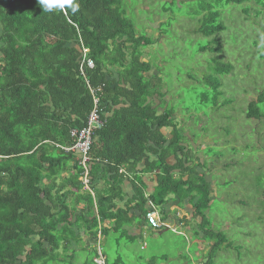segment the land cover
Here are the masks:
<instances>
[{
  "label": "trees",
  "instance_id": "trees-1",
  "mask_svg": "<svg viewBox=\"0 0 264 264\" xmlns=\"http://www.w3.org/2000/svg\"><path fill=\"white\" fill-rule=\"evenodd\" d=\"M59 3L46 12L37 0H0V264H48L60 260V250L66 262L87 241L97 245L99 235L109 236L110 224L129 242L121 230L136 216L133 210L147 225V214L161 211L164 224L172 198L194 210L201 229L208 226L213 179L200 144L183 132L167 93L159 90V67L153 56L146 58L155 41L137 34L120 0ZM230 6L244 7L246 16L264 13V0H200L195 33L206 40L199 52L219 58L215 75L233 69L223 63L220 40L227 29L223 10ZM211 78L199 83L214 95L204 104L220 96V81ZM258 94L247 117L261 120L264 110L257 106L264 104V90ZM96 98L104 124L93 134L86 185L82 156L66 149L75 144L71 131L86 127ZM145 176L155 179L150 194ZM126 181L133 191L128 200ZM201 229L195 235L200 239ZM202 238L219 239L204 264L231 246L220 233ZM94 250L92 264L99 258Z\"/></svg>",
  "mask_w": 264,
  "mask_h": 264
},
{
  "label": "rangeland",
  "instance_id": "rangeland-1",
  "mask_svg": "<svg viewBox=\"0 0 264 264\" xmlns=\"http://www.w3.org/2000/svg\"><path fill=\"white\" fill-rule=\"evenodd\" d=\"M120 1L137 34L155 41L146 50V58L153 56L152 62L159 67V90L167 93L168 107L174 108L175 119L184 123L183 132L200 144L199 153L213 179L214 196L204 215L208 226L201 229L200 219L196 222L201 240L185 231H164L157 237L150 234L117 242L121 233H110L100 241L108 264H199L211 250L207 247L206 254L199 252V244L206 240L202 237L209 231L214 237L222 234L231 244L216 253L212 264H264V119L247 117L250 104L264 90V59L260 57L264 56V13L256 17L251 11L246 16L244 7L232 6L223 10L227 27L220 35L223 63L233 69L215 75L219 58L199 52L206 40L195 33L200 27L195 16L200 0ZM164 8L171 14L162 15ZM254 41L259 47H253ZM206 75L220 81L216 103H202L204 97H214L199 84ZM203 92L210 93L204 96ZM257 107L264 110V104ZM217 239H209L205 245ZM85 245L66 262L60 250V260L48 264H92L99 245ZM94 263L98 264L97 260Z\"/></svg>",
  "mask_w": 264,
  "mask_h": 264
},
{
  "label": "crops",
  "instance_id": "crops-1",
  "mask_svg": "<svg viewBox=\"0 0 264 264\" xmlns=\"http://www.w3.org/2000/svg\"><path fill=\"white\" fill-rule=\"evenodd\" d=\"M145 165L143 164H139L136 168V171L138 172V174L142 173L144 171ZM143 181L149 185V189L147 190V193L150 194L151 192H153L154 190V177H150V176H145V178L143 179ZM129 181H126L125 187L123 189L124 191V196L126 198V200L131 199L133 197V191L131 189V186L129 185ZM212 190H213V194L212 197L214 196V185H212ZM212 203V202H211ZM179 206V201L177 199L172 198L171 200H169V203L165 206V214H166V218L167 221L164 222L165 224V229L161 230V231H156L153 230L150 226H148L146 224L145 221H143L140 216L139 213L136 212L135 210H133L132 214L135 213V217H130V219H128V223L125 224V226L122 228L121 232L123 231L124 233H127V235H129L132 240H135L137 237H144L146 235H152L154 237H157V235H161V233H163L164 231H176V233L178 232H186L189 235H196V232L199 233L198 227L196 226V222L199 220L198 218H195L194 216V210L190 209L188 206L187 207H178ZM125 207V202L119 203L118 204V209H124ZM158 213V217L160 218L161 216V211H156ZM176 215V216H175ZM175 216V217H174ZM107 227V225H106ZM107 229H109L114 235H118V233H116L115 231V224H110L108 225ZM188 231V232H187ZM194 231V233L192 232ZM110 235V234H109ZM123 236L122 234L119 235V237ZM108 236L102 237L101 242L103 241V239H106ZM117 237L115 240L117 242L121 241V239ZM199 238V237H197ZM200 239V238H199ZM88 240V239H87ZM201 240V239H200ZM88 242V246L89 244L91 245H95V243L93 241H87ZM204 243V244H203ZM206 241L202 242V244H199V252L200 250H202L201 252H208L207 251V247H211L210 243H208L206 246ZM102 246V245H100ZM89 250V249H88ZM206 254V253H205ZM104 258L105 261H107L108 263V256L104 253ZM205 263V258H202L199 264H204Z\"/></svg>",
  "mask_w": 264,
  "mask_h": 264
},
{
  "label": "built area",
  "instance_id": "built-area-1",
  "mask_svg": "<svg viewBox=\"0 0 264 264\" xmlns=\"http://www.w3.org/2000/svg\"><path fill=\"white\" fill-rule=\"evenodd\" d=\"M88 67L92 68L93 64L89 62ZM98 104H99V99L96 98L94 101V107L90 113L86 127H84L81 130L71 131V138L75 140V144L73 145L72 148L66 149L67 152H76L77 154L82 156L81 165L85 169L83 181L86 185L88 184V178H87L88 171H87L86 165L89 162V153L92 147L93 134L96 130L101 129L104 124L100 118ZM146 221L148 225L153 230H156V231L161 230L162 227H166L165 224L160 222L158 214L155 211H150L147 214ZM97 262L98 264H104V259L101 255H100V259Z\"/></svg>",
  "mask_w": 264,
  "mask_h": 264
},
{
  "label": "clouds",
  "instance_id": "clouds-1",
  "mask_svg": "<svg viewBox=\"0 0 264 264\" xmlns=\"http://www.w3.org/2000/svg\"><path fill=\"white\" fill-rule=\"evenodd\" d=\"M37 2L39 4V6H41V8L44 11H46V12H52L55 8L62 7V5L59 2H57V0H37ZM77 9H78V5L72 7V11L73 12L77 11ZM100 237H101V235H99V240H98L97 245H99L100 241L102 240V238L100 240ZM100 245H99V247L97 249V252H98V255H99V258L97 259V261L100 259V255H101L103 257V259H104V264H105L106 263L105 262V258L103 256L102 249H101Z\"/></svg>",
  "mask_w": 264,
  "mask_h": 264
},
{
  "label": "snow or ice",
  "instance_id": "snow-or-ice-1",
  "mask_svg": "<svg viewBox=\"0 0 264 264\" xmlns=\"http://www.w3.org/2000/svg\"><path fill=\"white\" fill-rule=\"evenodd\" d=\"M57 2H60V0H57ZM64 2H68V0H64Z\"/></svg>",
  "mask_w": 264,
  "mask_h": 264
}]
</instances>
